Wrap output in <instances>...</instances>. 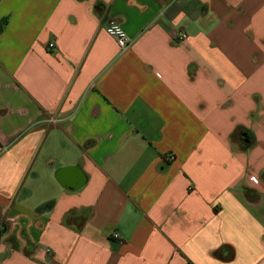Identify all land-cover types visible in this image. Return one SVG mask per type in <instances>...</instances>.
<instances>
[{"label": "crops", "instance_id": "obj_1", "mask_svg": "<svg viewBox=\"0 0 264 264\" xmlns=\"http://www.w3.org/2000/svg\"><path fill=\"white\" fill-rule=\"evenodd\" d=\"M0 264H264V0H0Z\"/></svg>", "mask_w": 264, "mask_h": 264}, {"label": "built area", "instance_id": "obj_2", "mask_svg": "<svg viewBox=\"0 0 264 264\" xmlns=\"http://www.w3.org/2000/svg\"><path fill=\"white\" fill-rule=\"evenodd\" d=\"M106 32L110 37H112L116 41L118 47L122 51H126L127 49L130 48L131 41L124 28L117 21L110 20L106 26ZM186 37H187L186 34L182 35V38H186ZM50 47L53 48V45H50ZM250 180L255 184L259 182L255 176H251ZM114 237L119 238L118 233H115Z\"/></svg>", "mask_w": 264, "mask_h": 264}, {"label": "trees", "instance_id": "obj_3", "mask_svg": "<svg viewBox=\"0 0 264 264\" xmlns=\"http://www.w3.org/2000/svg\"><path fill=\"white\" fill-rule=\"evenodd\" d=\"M228 248H230V247H228ZM232 250V249H231ZM223 251H224V248L221 250V251H215L214 252V255H215V257H219V258H221V259H224V257L222 256V253H223ZM233 252V251H232ZM232 256H233V254H232ZM232 256H230L229 258H231ZM228 258V259H229Z\"/></svg>", "mask_w": 264, "mask_h": 264}, {"label": "water", "instance_id": "obj_4", "mask_svg": "<svg viewBox=\"0 0 264 264\" xmlns=\"http://www.w3.org/2000/svg\"><path fill=\"white\" fill-rule=\"evenodd\" d=\"M243 137H247V133H244V134H243Z\"/></svg>", "mask_w": 264, "mask_h": 264}]
</instances>
